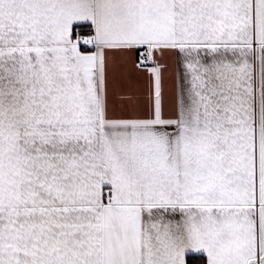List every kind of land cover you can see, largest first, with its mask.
Here are the masks:
<instances>
[{"label":"snow or ice","instance_id":"snow-or-ice-1","mask_svg":"<svg viewBox=\"0 0 264 264\" xmlns=\"http://www.w3.org/2000/svg\"><path fill=\"white\" fill-rule=\"evenodd\" d=\"M0 264H264V0H0Z\"/></svg>","mask_w":264,"mask_h":264}]
</instances>
